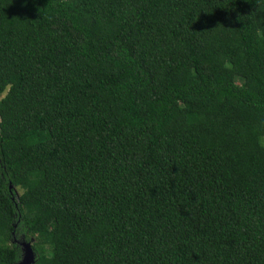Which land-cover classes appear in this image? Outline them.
Returning <instances> with one entry per match:
<instances>
[{"label":"trees","instance_id":"1","mask_svg":"<svg viewBox=\"0 0 264 264\" xmlns=\"http://www.w3.org/2000/svg\"><path fill=\"white\" fill-rule=\"evenodd\" d=\"M264 264V0H0V264Z\"/></svg>","mask_w":264,"mask_h":264},{"label":"water","instance_id":"2","mask_svg":"<svg viewBox=\"0 0 264 264\" xmlns=\"http://www.w3.org/2000/svg\"><path fill=\"white\" fill-rule=\"evenodd\" d=\"M21 247V257L16 264H33L35 261V252L31 247L30 241H18Z\"/></svg>","mask_w":264,"mask_h":264}]
</instances>
